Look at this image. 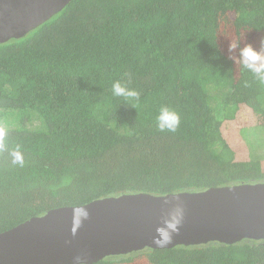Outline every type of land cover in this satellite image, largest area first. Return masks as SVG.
Returning <instances> with one entry per match:
<instances>
[{"label":"trees","instance_id":"obj_1","mask_svg":"<svg viewBox=\"0 0 264 264\" xmlns=\"http://www.w3.org/2000/svg\"><path fill=\"white\" fill-rule=\"evenodd\" d=\"M261 41L264 0H73L0 44V233L109 197L264 183V83L238 60ZM117 81L138 99L115 96ZM162 106L176 131L158 130ZM97 264H264V240Z\"/></svg>","mask_w":264,"mask_h":264},{"label":"water","instance_id":"obj_2","mask_svg":"<svg viewBox=\"0 0 264 264\" xmlns=\"http://www.w3.org/2000/svg\"><path fill=\"white\" fill-rule=\"evenodd\" d=\"M73 0H0V44L27 36ZM80 207V206H75ZM49 211L0 233V264H97L144 249L264 240V183L154 196L130 194L83 205L89 218L73 230V208ZM177 209L182 222L160 247L157 228Z\"/></svg>","mask_w":264,"mask_h":264},{"label":"clouds","instance_id":"obj_3","mask_svg":"<svg viewBox=\"0 0 264 264\" xmlns=\"http://www.w3.org/2000/svg\"><path fill=\"white\" fill-rule=\"evenodd\" d=\"M264 46V41H261ZM239 47L238 44L230 45L229 50H235ZM239 62L244 69L254 74L255 78L264 83V52L255 50L252 45L248 44L240 48ZM237 59V58H234ZM113 94L115 96L123 97L125 100L139 97V93L135 90L129 89L127 85H122L119 81L113 84ZM156 124L159 131L174 132L179 127L180 117L179 114L167 106H162L156 117ZM7 133V126H0V150H6L7 145L4 143V137ZM12 156V163L23 166V157L21 152L17 149L10 153ZM86 207L80 206L73 208V230L72 234L75 236L77 229L82 223L89 218V212L85 210ZM182 222V211L177 209L170 214V218L165 221V227L157 228L156 234L158 239L154 240L158 246L163 247L171 242L173 234H177L179 226ZM79 264V258H77Z\"/></svg>","mask_w":264,"mask_h":264},{"label":"rangeland","instance_id":"obj_4","mask_svg":"<svg viewBox=\"0 0 264 264\" xmlns=\"http://www.w3.org/2000/svg\"><path fill=\"white\" fill-rule=\"evenodd\" d=\"M222 39L224 41L223 45L226 46L227 48H230V45L232 44H236L234 35H227L225 37H222Z\"/></svg>","mask_w":264,"mask_h":264}]
</instances>
